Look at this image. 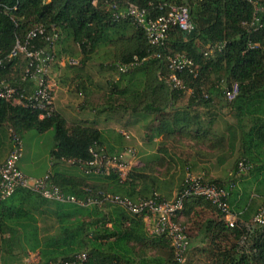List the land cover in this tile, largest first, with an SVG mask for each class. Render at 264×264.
Here are the masks:
<instances>
[{
	"label": "trees",
	"instance_id": "obj_1",
	"mask_svg": "<svg viewBox=\"0 0 264 264\" xmlns=\"http://www.w3.org/2000/svg\"><path fill=\"white\" fill-rule=\"evenodd\" d=\"M122 1L97 0L91 5V0H0V79L29 92L32 83L20 81L26 59L21 54L8 59V54L31 29L42 26L44 35L54 29L57 37L53 43L44 37L31 41L34 49L53 58L47 74L54 84L52 98L56 85L50 71L61 61L65 77L61 84L73 82L68 85L69 94L83 95L85 103L93 108L100 100L113 115L149 116L155 122L153 129L151 122L148 127L150 136L176 137L183 149L169 155L167 161L159 157L146 163L147 169L129 167L124 180L115 171L107 175L84 174L77 165L66 166L59 160H88V148L94 144L105 145L106 155L118 154L123 151L120 144L114 150L102 131L81 123L68 125L55 109L50 117L38 119V112L0 100V129L8 133L11 130L19 138L32 130L52 133L51 173L47 175L53 185L78 199L91 196L99 201L79 207L43 200L30 191L17 189L0 205L20 202L14 216H9L17 221L18 213L52 205L57 233L39 243L35 235L30 240L22 239L33 245L31 250L38 249V264L70 262L82 252L86 254L84 264H177L169 239L150 234L143 215H133L103 197L110 194L134 202L156 194L159 200H169L180 190L185 172L190 173L185 157L190 152L210 156L217 162L230 161L229 176L223 180L207 179L216 184L239 183L235 179L236 164L243 160L250 168L238 176L245 175L226 200L229 212L236 216L233 227H228L223 214L200 197L183 200L176 222L191 241L188 249L203 244L201 249H193L204 257L202 264H264V223L251 222L264 201V0H253L260 7L254 26L261 27L255 31L241 25L253 15L246 0H128L150 14L158 13L156 7L162 4L188 7L193 30L187 34L171 26L160 46H151L144 33L128 19H111L108 7L113 3L122 7ZM216 43L223 47L209 51ZM175 54L193 62L194 74H178L183 89L172 88L167 80L165 57ZM69 60L76 61V65ZM83 75L85 79H80ZM232 83L237 84V95L227 101L223 88ZM98 93L100 97L95 99L94 94ZM52 105L54 108L53 101ZM115 136L123 140V135ZM163 164L164 171H154L153 166ZM170 164L181 174L175 176L174 171H168ZM59 167L70 169H54ZM164 189L166 198L158 194ZM253 197L263 198L259 206H254ZM188 225L196 228L190 237ZM29 227L31 234L35 227L27 222L16 228L27 233ZM244 235L249 243L241 241ZM192 263L199 261L184 262Z\"/></svg>",
	"mask_w": 264,
	"mask_h": 264
},
{
	"label": "built area",
	"instance_id": "obj_2",
	"mask_svg": "<svg viewBox=\"0 0 264 264\" xmlns=\"http://www.w3.org/2000/svg\"><path fill=\"white\" fill-rule=\"evenodd\" d=\"M42 1L48 2L50 0ZM96 1L91 0V5H94ZM246 1L252 6L253 15L249 22L241 23V25L248 31H255L261 27V25L254 26L258 22L255 13L260 7L256 1ZM122 2V7L118 3H113L108 7L111 19L113 21L128 19L144 33L145 39L151 46L162 45L166 38L167 30L171 26L187 34L193 30L189 9L186 5L162 4L156 7L158 13L150 14L146 9L140 8L128 0H123ZM148 6L151 5L148 4ZM36 37H44L45 41L51 44L57 36L54 29H51V34L44 35L43 27L37 26L27 33L22 43L15 42L7 57L10 59L21 54L26 59V67L20 81L32 83L30 91L27 92L21 86H14L0 79V100L11 103V105H21L36 111L38 112V119H43L50 117L54 113L51 95L54 84L49 81L47 75L49 64L52 63L53 58L43 50L33 48L31 41ZM222 47L223 44L216 43L210 46L209 51H219ZM165 61L168 70L167 80L171 87L183 89L178 74L183 71L194 74L193 62L181 54L166 56ZM68 62L71 65H76L77 63L74 60H69ZM123 70L121 69V71ZM237 91V84L232 83L230 87L223 88V96L227 101H231L237 95ZM8 131L10 149L3 162L0 163V202L9 198L15 190L24 189L38 195L43 200L56 203L74 204L79 207H89L99 203L97 199L91 196L78 199L73 195L64 193L53 185L47 174L41 178H31L23 174L17 168V162L22 154L21 139L13 131ZM88 154L90 156L88 160L61 158L59 161L66 166L77 165L84 174L107 175L109 172L115 171L120 180H124L130 167L127 158L133 157L134 150L125 148L118 154L106 155L102 146L94 144L88 148ZM248 168H250L249 164L239 160L236 164L235 176L238 177L246 173ZM234 187L235 183L233 182L226 184L211 183L202 173L194 176L186 171L180 190L169 200H159L156 194L134 202L110 194L105 195L103 199L123 206L133 215H143V222L147 231L154 235H165L170 241L174 261L177 264H184L189 248L188 240L183 227L176 222L183 200L189 197L204 199L223 214L224 223L228 227H233L236 216L229 212L226 200ZM251 222L257 225L264 223V201L252 216ZM85 261L86 254L82 252L77 254L70 262L52 264H84Z\"/></svg>",
	"mask_w": 264,
	"mask_h": 264
},
{
	"label": "crops",
	"instance_id": "obj_3",
	"mask_svg": "<svg viewBox=\"0 0 264 264\" xmlns=\"http://www.w3.org/2000/svg\"><path fill=\"white\" fill-rule=\"evenodd\" d=\"M52 81L56 85V90L54 92V98H53V104L55 112L61 116V114L58 112V106L61 104L65 108H67V104L70 105V98L68 97L69 94V84H72L73 82L67 81L64 85L61 84V81L65 82V77L62 73V62L60 61L58 66L56 68H52L50 71ZM80 79H85V76L79 77ZM75 81V80H73ZM68 93V94H67ZM102 96V95H101ZM76 97L78 98V101L81 100L78 105H76V108L74 111L76 112H88L90 113L91 117L96 116L97 118L100 117H107L108 119H111V122L109 125H102L100 123L95 122V120L89 121V117L87 120H80L81 124L84 125H92L93 128L102 131L103 136L107 142V144L111 145L114 150L118 149L117 143L120 144L121 149L124 150L123 145H125L124 139L119 140L115 135H119L121 133H129L131 136H133V132L135 129L139 131V136L135 137V143H134V155L133 157L127 158L129 160L130 167H135L137 169H147L146 166L148 162H152L156 158L161 157L164 159V161H167V157L171 155L172 153H175L176 151H180L183 149L180 147L178 142H176L177 138H163L161 136H150V132H148V127H150V122L152 127L150 129H153L155 126V122L152 123L150 121V117L145 115H137L138 120L136 121V124L129 125L126 124L125 127L119 128L118 125L121 126V124L124 122L123 117L120 118L116 115V121H113L112 115L108 113L106 108L103 106V102L101 103L100 100L97 102L98 105L96 107H90V105L86 104L83 99V95L77 94ZM100 97V93L94 94V98ZM70 102V103H69ZM109 114V117L107 116ZM111 115V117H110ZM63 118V116H61ZM66 124L67 121L63 118ZM122 121V122H121ZM113 122H121L120 124H113ZM114 127L115 132L110 133L109 130H112ZM117 127V128H116ZM119 128V129H118ZM50 132V131H47ZM27 133H30V131L23 132L20 136L21 141H23V136ZM45 133V132H43ZM40 133V134H43ZM107 136L113 137V141L111 139L107 138ZM119 140V141H118ZM127 144V143H126ZM103 148L106 147L105 145L102 146ZM10 149V139H9V133L5 132L4 130L0 129V163L3 162L5 159L8 151ZM204 151V150H203ZM188 156V157H187ZM22 157V156H21ZM20 157V159H21ZM187 159V166L190 171L191 175H198L200 172L202 174H205L204 176L207 179L216 178L220 179V175H217L214 171H230L231 164L230 161L226 163L217 162L214 158L210 156H205L204 154L196 155L192 154V152L189 153V155H185ZM20 159L17 162L18 169L22 172L20 168ZM51 163L48 157V168H46L44 173L39 175H28L25 174L28 177L31 178H41L51 173ZM155 165V163H153ZM154 171H164V167H166L165 164L162 166H153ZM57 171L61 172L64 170H68L64 167L54 168ZM168 171H179L176 167H174L173 164H170V168L167 169ZM69 171V170H68ZM65 171V172H68ZM70 173H73L70 170ZM213 171V172H212ZM67 174V173H66ZM230 172L227 173L226 177L229 176ZM222 178V177H221ZM224 179V178H223ZM222 179V180H223ZM243 180V179H242ZM239 184L240 180H238ZM180 183V181H179ZM177 182V185H179ZM173 188V192L176 190V185ZM239 187V186H237ZM174 195V194H173ZM171 196V198L173 197ZM170 198V199H171ZM20 206V202L14 200V201H7L5 205H0V240L5 241V244L3 245L0 242V264H25L29 258H34L35 262L37 263L38 260V249L35 248L34 250H31L32 244L28 241L22 240L23 238H27V240H30L33 238V235H35L36 241L39 243L40 240L53 237L57 233V224H56V216L52 212V205L48 203L46 206H40L38 208L28 210L24 212L23 214L18 213L17 217L21 221L10 219L9 216L12 213V216H14L15 209H18ZM260 207V206H259ZM27 224L29 226L33 225L35 227V231H32L31 234V228L29 227L27 230V233L22 232L19 228H16L17 225L21 224ZM10 229V230H9ZM12 229V233H11ZM17 230V233H16ZM13 234L11 236V234ZM34 233V234H33Z\"/></svg>",
	"mask_w": 264,
	"mask_h": 264
},
{
	"label": "rangeland",
	"instance_id": "obj_4",
	"mask_svg": "<svg viewBox=\"0 0 264 264\" xmlns=\"http://www.w3.org/2000/svg\"><path fill=\"white\" fill-rule=\"evenodd\" d=\"M68 97L70 98L71 103L69 102L70 105L67 104V106H68L67 108H65L61 104H59V106H58V110H59L58 112L67 121L68 125L80 123V120H87L89 117H91L90 113H88V112H84V111L76 112V111H74L76 108V105H78V103L81 101V100L78 101V98L76 97V95L74 93L68 94ZM111 115H112L113 121H116V119H117L116 115L120 118H122V117L124 118L123 119L124 122L121 124V126L118 125L119 128L125 127L126 124L134 125V124H136V121H139L137 114L131 115L128 113H119L116 115H113V114H111ZM111 115H110V117H111ZM107 116L109 117V114ZM93 119L95 120V122L100 123L102 125H106V124L109 125L111 122V119H108L107 117L97 118L94 115H93V117L89 118V121H91ZM121 122H116V123L113 122V124H120ZM108 132H110V133L115 132L114 127L112 130H109ZM132 134H133V136H131V134L126 133V132L119 134V135H123V139L125 141L124 142L125 145H123V148H131L134 150V147H135L134 146V143H135L134 138L138 137L140 133H139V131H137L135 129V131ZM124 136H126V138ZM107 138L111 139V141H113V139H114L111 136H107ZM21 144H22V154H21L22 157L20 159V168H21L22 172L25 174H28V175H39V174L44 173L45 172L44 170L49 167L48 166L49 151L53 146L52 133L51 132H45L43 134H40V133H36L35 131L32 130V131H30V133H27L23 136V141H21ZM65 168L70 169V167H65ZM214 172H216L217 175H220V177H219L220 179H223L226 177L227 173L230 171H214ZM173 173L175 176H177V174L178 175L181 174L179 171H174ZM203 175H205V174H203ZM244 176L245 175H242L241 177H239V178L236 177L235 179H237V181H238V180H240V178H243ZM211 179H214V178H211ZM179 181H178V183H179ZM233 183H235L236 187L239 184V183H236L235 181H233ZM166 193H167V189H164L162 192H160L158 194L161 197L166 198L164 195ZM170 195H172V194H170ZM253 198L256 199L254 202L255 207L259 206L263 200V198H257V197H253ZM203 216H205V215H203ZM195 230H196V228L194 226H193V228L189 227V225L187 226V233H188L189 237L191 236V234L193 235ZM241 241L245 242V243H249L248 236L244 235L241 238ZM189 242H191V241H189ZM202 245L203 244H199V246L194 247L193 249L195 251H197L198 249H201L202 247H204ZM190 246H191V244L189 243V247ZM193 249L192 250L188 249V252L186 255V262L190 260V262L199 261L198 264L204 263V257L202 255H199L198 253H194L195 251ZM25 264H38V263L35 262L34 258H29ZM192 264H195V263H192Z\"/></svg>",
	"mask_w": 264,
	"mask_h": 264
}]
</instances>
